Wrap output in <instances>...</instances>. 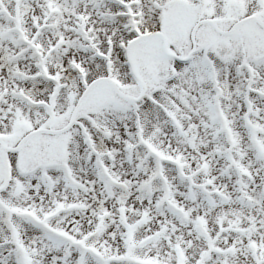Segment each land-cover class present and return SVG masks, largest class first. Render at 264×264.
<instances>
[{"label": "snow or ice", "instance_id": "snow-or-ice-1", "mask_svg": "<svg viewBox=\"0 0 264 264\" xmlns=\"http://www.w3.org/2000/svg\"><path fill=\"white\" fill-rule=\"evenodd\" d=\"M0 264H264V0H0Z\"/></svg>", "mask_w": 264, "mask_h": 264}]
</instances>
